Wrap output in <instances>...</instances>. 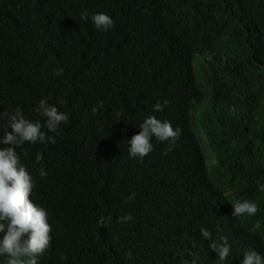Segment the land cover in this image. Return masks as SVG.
<instances>
[{"label": "trees", "instance_id": "obj_1", "mask_svg": "<svg viewBox=\"0 0 264 264\" xmlns=\"http://www.w3.org/2000/svg\"><path fill=\"white\" fill-rule=\"evenodd\" d=\"M85 10L114 27L97 31ZM41 98L69 122L54 145L17 149L52 225L39 264H216L201 227L228 237L226 264L264 253V0H0V112L40 119ZM148 115L182 134L131 158ZM243 199L258 212L233 217Z\"/></svg>", "mask_w": 264, "mask_h": 264}, {"label": "clouds", "instance_id": "obj_2", "mask_svg": "<svg viewBox=\"0 0 264 264\" xmlns=\"http://www.w3.org/2000/svg\"><path fill=\"white\" fill-rule=\"evenodd\" d=\"M80 19L91 21L97 31L108 32L115 25V20L105 12L89 13L85 10L80 14ZM55 75H63V68L56 69ZM167 104V100L156 103L153 111H162ZM101 107L102 102L93 106L91 111L95 113ZM35 112L40 119L28 118L22 107L0 112V121L3 122V134L0 135V264H39V257L52 241L48 210L33 199L36 181L21 162V154L27 153L18 152L17 149H22L26 143L54 145L61 125L69 122V114L58 110L56 104H50L45 98L38 101ZM138 127L140 131L127 141V152L131 158L143 159L152 152L153 140L167 143L171 151L182 134L179 126L174 127L171 121L161 120L155 115L146 116ZM42 160V153L37 151L35 163L41 164ZM38 175L46 178V168L41 166ZM258 188L264 192V184L258 185ZM135 198V193L127 197L128 200ZM232 205L233 217L253 216L258 212L253 200H238ZM131 219V215H125L122 221ZM199 231L206 241H211L209 247L217 255L216 264H226L232 253L228 237L221 235L217 242L209 229L201 227ZM216 231L222 232V229L217 227ZM192 264H197V261L194 259ZM241 264H264V253L256 249L245 250Z\"/></svg>", "mask_w": 264, "mask_h": 264}, {"label": "rangeland", "instance_id": "obj_3", "mask_svg": "<svg viewBox=\"0 0 264 264\" xmlns=\"http://www.w3.org/2000/svg\"><path fill=\"white\" fill-rule=\"evenodd\" d=\"M201 140H202V151L205 154L208 160V162H210L211 158L213 157V153L211 150V144L209 143V141L207 140L206 136L202 133L201 134Z\"/></svg>", "mask_w": 264, "mask_h": 264}]
</instances>
